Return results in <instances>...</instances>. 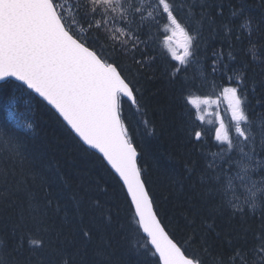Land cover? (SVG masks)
I'll return each mask as SVG.
<instances>
[{
    "label": "snow or ice",
    "instance_id": "obj_1",
    "mask_svg": "<svg viewBox=\"0 0 264 264\" xmlns=\"http://www.w3.org/2000/svg\"><path fill=\"white\" fill-rule=\"evenodd\" d=\"M0 99V264H264V0H0Z\"/></svg>",
    "mask_w": 264,
    "mask_h": 264
},
{
    "label": "trees",
    "instance_id": "obj_2",
    "mask_svg": "<svg viewBox=\"0 0 264 264\" xmlns=\"http://www.w3.org/2000/svg\"><path fill=\"white\" fill-rule=\"evenodd\" d=\"M147 92L146 95L149 96L153 108L156 110L157 118L160 115V110H163V114L172 120L176 113L175 107L170 106L171 101L169 99V94L163 80H157L155 82L146 85ZM158 90V91H157ZM156 92L155 96L151 93ZM8 106L6 102L0 99V121L7 119ZM36 135L37 144H42L43 141H62L64 140V131L60 128L52 119H50L49 114L37 111L36 114ZM178 125V121L176 122ZM69 146L67 144H58V148L61 151H66ZM149 150L154 153V155L160 160L161 164L168 167L169 169L179 170L182 166V162L178 155L175 154L174 149L170 146V141L168 136H161L159 139H154L148 145ZM59 158V155H58ZM83 162H81L82 165ZM151 163V161H149ZM79 166V165H78ZM67 170V169H65ZM156 173H153V179H158ZM75 179V177H74ZM223 248L225 254L227 255V247L223 241L218 242L217 251ZM115 259L120 260L121 254L117 250Z\"/></svg>",
    "mask_w": 264,
    "mask_h": 264
},
{
    "label": "rangeland",
    "instance_id": "obj_3",
    "mask_svg": "<svg viewBox=\"0 0 264 264\" xmlns=\"http://www.w3.org/2000/svg\"><path fill=\"white\" fill-rule=\"evenodd\" d=\"M222 114H223V112H222Z\"/></svg>",
    "mask_w": 264,
    "mask_h": 264
}]
</instances>
